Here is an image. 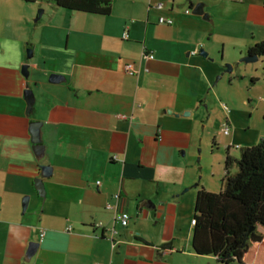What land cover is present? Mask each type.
<instances>
[{
    "label": "crops",
    "instance_id": "crops-1",
    "mask_svg": "<svg viewBox=\"0 0 264 264\" xmlns=\"http://www.w3.org/2000/svg\"><path fill=\"white\" fill-rule=\"evenodd\" d=\"M174 1L112 0L97 16L0 0V264H221L195 254L190 237L197 190L214 191L197 178L195 156L212 140L233 158L237 139L222 133V107L218 130L209 128L218 67L199 55L225 21ZM40 165L50 168L43 196L33 185Z\"/></svg>",
    "mask_w": 264,
    "mask_h": 264
},
{
    "label": "rangeland",
    "instance_id": "rangeland-1",
    "mask_svg": "<svg viewBox=\"0 0 264 264\" xmlns=\"http://www.w3.org/2000/svg\"><path fill=\"white\" fill-rule=\"evenodd\" d=\"M190 2V4H189ZM176 0L175 9H189L197 3L200 4L205 15L224 19L222 27L219 28L217 36L209 38L210 50L202 47L208 52V59L218 67L213 77L216 95L215 114L209 123L212 132H216L220 126L221 104L225 106L228 116V133L234 132L237 139L229 146L231 155L236 159L240 148L255 145L264 139V80L261 71V59H253L246 55V48L255 42L264 40V0ZM25 7L30 3L24 2ZM40 7L35 8V14ZM34 17L32 18L33 21ZM206 23H208V20ZM223 21V20H222ZM224 42V48L221 46ZM223 50V51H222ZM210 52V53H209ZM247 60H244V59ZM227 68H229L227 70ZM222 137H230L219 135ZM224 150L208 140L202 152L195 156L197 164V178L208 180L212 188L217 192L223 175ZM236 164L231 161L229 174H234ZM220 173V177L216 178ZM211 179L213 181H211Z\"/></svg>",
    "mask_w": 264,
    "mask_h": 264
},
{
    "label": "trees",
    "instance_id": "trees-1",
    "mask_svg": "<svg viewBox=\"0 0 264 264\" xmlns=\"http://www.w3.org/2000/svg\"><path fill=\"white\" fill-rule=\"evenodd\" d=\"M47 2L56 8L90 15L109 14L112 0H21ZM261 59L264 80V40L246 48ZM234 161L236 171L229 174ZM192 251L210 255L221 264H264V139L240 148L239 156L225 155L221 188L198 189L192 210Z\"/></svg>",
    "mask_w": 264,
    "mask_h": 264
},
{
    "label": "water",
    "instance_id": "water-1",
    "mask_svg": "<svg viewBox=\"0 0 264 264\" xmlns=\"http://www.w3.org/2000/svg\"><path fill=\"white\" fill-rule=\"evenodd\" d=\"M189 10V9H188ZM200 4H196L194 5V7L192 8V11L191 13L193 14H199L200 12ZM41 14V9H39L37 11V15H36V18H38ZM36 18H34L33 20H35ZM199 55L205 57L206 56V52L200 48L199 49ZM31 55L30 53H27L26 57L29 58ZM253 59H256V56H252ZM247 59L250 58L249 57H246ZM244 59V60H247V59ZM27 65L26 64H22L21 65V73L24 77L27 76ZM229 68H227L228 70ZM61 78V76L59 74H56V73H51L49 76H48V81L50 82H56L58 81L59 79ZM30 94V90L29 89H25L24 90V96L25 97H28ZM187 114V111L184 112V115ZM39 125H40V122L39 121H32L29 123L28 125V131H29V135H30V142L32 143V149L34 152H37V150H39L41 148V144L39 143V137H38V128H39ZM39 169H40V177H37L34 179V182H33V185L37 191V194L39 196H43V188H42V183H41V178L42 177H46L47 175H49V172H50V168L49 166L47 165H40L39 166ZM26 203H27V196H24L21 200V206H22V210L25 208L26 206ZM35 248H36V244L35 243H29L28 245V248L25 252V258L26 259H29L30 256L34 253L35 251Z\"/></svg>",
    "mask_w": 264,
    "mask_h": 264
},
{
    "label": "built area",
    "instance_id": "built-area-1",
    "mask_svg": "<svg viewBox=\"0 0 264 264\" xmlns=\"http://www.w3.org/2000/svg\"><path fill=\"white\" fill-rule=\"evenodd\" d=\"M157 7L160 8L161 4H157ZM184 12L188 13L189 10L185 9ZM158 22L161 23V24L169 25V24L172 23V19L169 18V17L160 16L158 18ZM122 36H123V38H125L126 37V33L124 32ZM145 57H146V59L149 60V59H152L153 56H152V54L150 52H145ZM123 71L125 73L129 74V75H133L134 74V70H133L132 64H130V63L124 64ZM221 107L223 109H225V106L223 104H221ZM221 130H222V133L227 134V131H228L227 125L223 124ZM106 208L110 209L112 207L107 204ZM128 219H129V214L126 211L119 210V209L114 210L113 221L118 223L120 226H122V227L126 226ZM97 226H101V224L98 222ZM67 229H69V227H67ZM112 230L113 229H111V231ZM42 235H43V231H40L39 236L41 237Z\"/></svg>",
    "mask_w": 264,
    "mask_h": 264
}]
</instances>
